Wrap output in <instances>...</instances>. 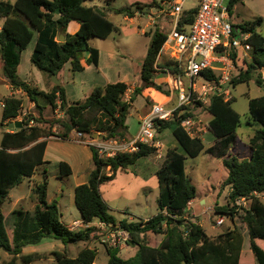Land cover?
Segmentation results:
<instances>
[{
  "label": "trees",
  "instance_id": "16d2710c",
  "mask_svg": "<svg viewBox=\"0 0 264 264\" xmlns=\"http://www.w3.org/2000/svg\"><path fill=\"white\" fill-rule=\"evenodd\" d=\"M94 0H15L13 3L0 0V59L2 75L12 90L21 91L34 104L37 118L25 117L21 120L22 127L3 131L0 140V251L10 256L0 264H31L34 261L47 259L43 253L23 255L22 250L28 246L38 245L43 239L61 241L63 244L87 243L96 239L94 222L106 225H118L129 234L128 247L136 248L135 254L124 260L118 256L119 250L106 246L107 264H242L241 252L243 245L242 233L234 227L238 210L243 211L242 222L247 228L250 240V250L256 263L264 264V250L258 246L259 240L264 241V205L260 197L264 195V95L248 100L250 119L260 128L249 139L250 156L240 159L232 153L236 141V130L240 126V115L232 108L235 99L225 100L221 96H211L207 105H200L211 116L205 128L215 140L205 148L200 137L191 138L181 128L180 121L187 115L175 118L173 121L161 122L158 132L171 129L172 135L185 155L177 149H168L165 159L155 172L158 187L156 215L146 220L129 221L127 218L116 220L102 199L100 187L115 180L119 171L126 172L139 160L150 157L156 152L152 146L139 144L132 153L120 152L114 156H101L98 150L90 147L92 152V169L88 181L74 188V205L80 214L83 225H89L82 230H71L60 221L56 201L48 202V175L44 161L47 140L55 137L59 141H72L75 132L82 135V140H92L93 133L102 135L103 142L117 140L128 141L126 119L137 96L145 90L161 91L153 77L158 72V60L167 40V34L155 29L146 57L139 66L141 85L135 87L129 101L125 100L128 85L124 82L109 83L97 86L82 101L68 104L65 90L60 85H53L48 93L37 92L18 77V66L21 53L27 49L35 38L30 63L40 73L51 78L62 71L69 63L74 73L82 72L86 66H98V50L89 45L91 38L105 40L114 31V24L106 14L96 7L86 3ZM111 1L107 0L109 6ZM241 0H231L228 5L229 16L233 7ZM126 7L114 10L115 14H123L128 18L136 13H142V8ZM194 10L185 11L179 22V30L191 25ZM71 22L79 24L78 30L70 35L66 32ZM262 18L240 25L239 28L249 34L247 43L250 45L249 58H241L242 66H238L240 57L233 53L235 66L239 75L231 81V87L248 84L254 80L262 88L264 83V34L257 31ZM60 35L63 42H58ZM89 53L82 64L78 54ZM178 72L177 63L173 62ZM164 71V69L162 70ZM261 72L254 79L255 72ZM165 73V71L163 72ZM211 79L212 73L204 74ZM43 99L56 113L60 111L65 119L46 122L42 120L45 106L39 104ZM22 100L13 96L4 99L1 111L0 125L16 120L21 113ZM47 124L44 128L41 124ZM59 126L56 134L51 129ZM204 154L208 159L214 158L222 162L227 171V177L222 183L230 192L228 199L232 206L216 208V214L229 218L232 224L226 231L210 237L201 225L183 218L191 201L196 198V189L191 184L185 169V160L194 159ZM43 168V179L34 185L37 203L33 212L15 210L14 226L6 227L7 216L1 206L7 200L10 192L24 179H32L38 169ZM72 171L66 162L58 164L59 177L71 176ZM241 198L249 199L247 208L235 206ZM149 235H161L157 246H152ZM97 252L86 248L77 257H68L65 253H51V264H94Z\"/></svg>",
  "mask_w": 264,
  "mask_h": 264
},
{
  "label": "rangeland",
  "instance_id": "374dc122",
  "mask_svg": "<svg viewBox=\"0 0 264 264\" xmlns=\"http://www.w3.org/2000/svg\"><path fill=\"white\" fill-rule=\"evenodd\" d=\"M4 1H9L13 3L15 0ZM106 1L107 0H95V3L98 6H110L114 9L130 7L132 8L131 11H134L135 9V7H131V5L137 4L140 8H142V12L145 11V16H137L133 23L125 21V15L123 14L118 15L107 12L106 15L108 20L114 24L117 30L114 31L105 40L98 38H91L89 40V45L91 47L102 52L103 57L101 71L108 70L107 74L108 72H110L111 77H114L110 78L108 74L107 79L110 82L116 81L115 79L117 76H119L120 78L127 76V80L129 81L128 89L130 91H127L125 100L129 101V98L133 95L134 88L139 87L141 85L137 72L139 69V65L146 57L154 30L158 29L159 31H161V27L163 26L165 28L163 32L168 34L171 31V25L160 18L154 23V26H145L146 24L151 23V17L157 14V11H160V9L158 8L161 6L163 0H114L111 1L109 6L106 4ZM195 3V0H186L183 5L184 10L191 9L195 5ZM227 3L228 1H225L224 5L226 6ZM146 14H149V16L151 17L148 18ZM258 17L262 18V22L257 27V31L261 34H264V0H241L234 6L230 14L231 21L237 25L252 21ZM76 26L77 24L74 22L69 27H67V29L69 28V30H72ZM142 30L145 31V35L142 34ZM34 44L35 38L27 47V49L21 53L20 64L18 66V77L22 81L28 83L31 88L37 90V92L48 93L51 91V88L54 85L51 82V78L40 73L30 63V57L34 48ZM110 56H113L115 58L112 62H109L107 60ZM173 57V52H171L170 50H164L161 54L160 59L158 60V72L154 75L153 80L155 84L161 87V91L157 92L154 89L145 90L143 94L141 96H137L134 102L132 103V108L130 109L129 115L126 119L128 141L136 137L139 130V124L141 123V120L148 115L152 105L159 103L162 104L166 109H172L177 104L176 95L171 94V91H169V81L171 78L166 72L163 73L164 71H169L170 73H173L171 72V70L176 69L173 66V62H175L173 60ZM238 66H242L241 54L240 60L238 61ZM1 68L2 62L0 59V102L4 101V99L11 96L15 98H20L22 100V109L20 116L16 120L21 121L25 117L27 118L29 116L37 118L38 115L34 104L28 99L25 93L21 91L16 93L12 89H10V85L2 75ZM163 69L164 71H162ZM259 74L262 73L259 71L255 72L254 79L259 76ZM60 78L63 83H66L63 84V88L66 89L65 91L68 92V98L66 99L68 104L81 101V99L85 97V95H87L89 91L88 89L90 88V85L92 83H102L101 81H104L100 79L102 78V76H100L99 78L95 71L85 73H74L69 70L68 67H65L63 69L60 74ZM261 81L264 83V73L263 79L261 78ZM229 92L231 93V97L235 99V102L232 104V108L240 115V126L236 130L237 138L235 143L233 144L232 153L234 155H237L240 159H248L250 156V149L248 145L249 139L253 136L255 131L260 128V126L254 123L249 117L248 100L249 98L263 96L264 86L260 88L255 84L254 80H252L248 84L243 83L237 85L235 88L231 87L229 89ZM39 104L41 106H45L42 115L43 122H56L65 119V116L62 112H53V110L47 105V103L43 99H39ZM189 110L198 112V117L202 120L204 126L211 119V116L206 112L203 107L196 105L193 108H189ZM1 111L2 109H0V117ZM58 114L60 117H58ZM6 124L7 122L4 123V125ZM4 125H0V140L2 132L5 130L7 131ZM41 126L44 128H48L47 124L42 123ZM58 128L59 126L57 124L51 129V132L56 134L58 132ZM209 134L212 135L211 133ZM202 135L203 133H201L199 137ZM50 138L53 139L55 137ZM73 138L74 134L72 137V141H58L62 144L77 145L78 143H75L73 141ZM85 141H89V139ZM156 141H158L162 145V157H158L159 154L157 152L150 156L152 158H156V164L154 165L153 171H157V169L161 166L165 159L166 151L168 149H177L180 154L185 155L183 150L179 147L178 143L174 139L171 129H163L161 132H158ZM52 142L56 141H51L50 143ZM106 142L98 140L94 144L103 145ZM124 142L120 144H124ZM205 143H207L206 140ZM63 150V148L51 146L48 153V157L46 159L48 162V164L45 166V170L47 171L48 175L47 200L48 202L56 201L60 221L69 226L71 230H82L84 229V227H76L72 224V222L76 220L81 221L80 214L73 203V189L77 186V182L80 181V175L79 173H73L71 176H68L66 178L61 179L59 177V160L57 159V157H60L59 155H62L64 153ZM91 169L92 163L89 162L86 169L84 170V173H89ZM140 169L145 171L146 166L141 164L139 165L137 170ZM185 169L187 175L189 176L191 184L196 189V198L194 199V204L191 208H188L184 212V216L186 217V219L192 222L194 221L195 223L201 225L207 235H209L210 237H214L226 231L228 228H231L232 224L229 221V218L227 217H224V222L222 226L218 227L215 224V221L217 219L223 217L216 214L215 209L225 207L227 205L232 206L228 199L230 190L228 187L222 186L223 181L227 177V171L222 166V162L214 158L208 159L207 156L201 154L200 156L194 159L187 157V159L185 160ZM42 179L43 168H40L32 177V179H24L18 186L11 190L7 200L1 206L2 212L5 213V215L7 216L6 227L8 230H11L14 226L15 216L12 215L13 211L22 210L24 212H33L34 207L37 203V197L34 192V185L36 183H40ZM120 182L123 183V180H121ZM105 186V192L108 190L111 191L109 192V194H114L113 201L116 200L114 202H109V206L112 209L110 214L116 220L124 218L123 211L125 210L134 215V220H138L141 217L151 218L152 216L157 214V181L156 187L152 190L150 188L149 191L146 188L141 190V188L136 185L130 186V194L126 199L115 197L117 196L116 194L119 190L120 185H116V183H107L105 184ZM260 199L262 204L264 205V195H261ZM135 202H143V205H137L135 204ZM145 202H147L148 205H145ZM237 207L242 208V206ZM242 215L243 211L238 210L234 221V227L239 230L243 235L241 260L242 264H254L256 263V261L254 255L250 250V240L248 237L247 228L241 220ZM98 224V222H94L92 227H95L97 230L99 226ZM104 237L105 232L98 230L96 233V239H93L87 243L79 242L69 243L65 245L58 240L43 239L38 245L25 247L22 250V254H46L47 259L34 261L31 264H51L53 262V257L51 256V253L54 251L65 253L68 257L75 258L82 250L90 248L95 249L97 252L94 264H107L108 255L106 253L105 246L107 244L102 242V239ZM149 238L151 245L157 246L161 241L162 236L149 235ZM257 242L258 246H260V248L264 250V241L259 240ZM118 250V256L124 260L132 257L136 252V248L132 247H126ZM0 258L2 261H7L10 259V256L0 251Z\"/></svg>",
  "mask_w": 264,
  "mask_h": 264
},
{
  "label": "built area",
  "instance_id": "2783aa9c",
  "mask_svg": "<svg viewBox=\"0 0 264 264\" xmlns=\"http://www.w3.org/2000/svg\"><path fill=\"white\" fill-rule=\"evenodd\" d=\"M228 1L226 6L224 2ZM231 0H195V5L189 9L194 10L193 22L184 30H179V22L184 10L186 0H163L155 15L150 21L151 25L158 19H163L171 25L164 46L173 52V60L177 63V73H169V91L177 97V104L172 109H166L162 104L152 105L149 113L139 125L136 137L130 141L119 142L109 140L103 145L94 144L97 139L83 141L82 135L75 132L73 141L94 147L101 156L111 157L116 153H132L138 149L139 144L152 146L161 157V144L156 141L159 123L173 121L187 115L180 121V126L191 138L199 137L206 131L198 112L189 110L196 105H207L211 96H221L230 100L231 81L239 75V67L234 64L233 53L241 58H249L251 50L247 43L249 34L234 28L230 23L228 5ZM161 32L165 28L161 27ZM164 33V32H163ZM163 46V47H164ZM212 73L215 77L208 79L204 74ZM11 89V88H10ZM16 93L19 91L13 90ZM199 106V105H198ZM4 101L0 102L3 109ZM57 113V112H56ZM58 117L59 114H58ZM255 196L261 195L254 193ZM250 200L241 198L235 205L247 208ZM224 217L215 221L216 226H222ZM76 227H88L78 221L72 223ZM98 230L105 232L102 242L108 247L123 249L128 247L129 234L118 225L98 224ZM104 236V235H103ZM102 236V237H103Z\"/></svg>",
  "mask_w": 264,
  "mask_h": 264
},
{
  "label": "crops",
  "instance_id": "0c3cea01",
  "mask_svg": "<svg viewBox=\"0 0 264 264\" xmlns=\"http://www.w3.org/2000/svg\"><path fill=\"white\" fill-rule=\"evenodd\" d=\"M87 6H92V7H96L97 9H99L100 11L104 12L105 14L108 12V13H114V10H117V9H114V8H111L110 6L109 7H102V6H98L96 5L95 3V0L94 1H89L86 3ZM234 8V7H233ZM144 12L143 11L142 13H136L134 15V17L132 18H128L126 16H124V20L127 21V22H130V23H133V21L135 20V18L137 16H145L144 15ZM115 14V13H114ZM140 14V15H139ZM146 16L149 18L151 16H149V14H146ZM107 17V15H106ZM108 19V18H107ZM231 20V19H230ZM74 23V22H71L69 24V26ZM77 24L76 27H74L72 30H69V28L66 30V32L70 35H73L79 28V24L77 22H75ZM235 24V23H234ZM237 25V24H236ZM68 26V27H69ZM146 27H150L151 26V23H148L145 25ZM116 28V27H115ZM142 34L145 35V31L142 30ZM164 50H168L165 46L163 47L162 51H161V54ZM169 51V50H168ZM161 54L159 56V59L161 57ZM89 57V53L87 52H82V53H79L78 54V59L79 61L83 64L85 62V60ZM102 52L98 50V66H93V65H89V66H86L85 69L82 71V72H77V73H85V72H90V71H95V73L97 74V76L100 78V76H102V78H100L101 80H104V81H101L102 83H92L90 85V88L88 89V93L87 95H85V97H83L81 99L84 100L89 94L90 92L92 91L93 88L97 87V86H105L109 83H115V82H124L126 83L127 85H129V81L127 80V76L123 77V78H120L119 76L116 77V81H112L110 82L107 77H108V74L110 76V78H114V77H111V74L110 72H108L107 74V71L108 70H103L101 71V64H102ZM115 58L113 56H110L107 60L109 62H112ZM140 66V65H139ZM65 67H68V69L70 70V64L67 63ZM63 68V69H64ZM62 69V71H63ZM95 69V70H94ZM61 71V72H62ZM61 72L57 75V80L60 82V86L63 87L64 85L63 84H66V83H63V81L61 80L60 78V74ZM168 75H169V71H165ZM102 73V74H101ZM139 73V69H138V72ZM139 76V75H138ZM108 80V81H107ZM95 82V81H94ZM101 84V85H100ZM67 86V85H65ZM66 90V89H64ZM128 91H130L128 89ZM65 96H66V99L68 98V92L65 91ZM171 98V97H170ZM171 100V99H169ZM140 125V124H139ZM210 132H208L207 130L203 132V135L200 136L205 148H208L210 147L213 143H214V136L213 135H210L209 134ZM205 140L207 143H205ZM51 141H56V142H52L50 143ZM81 145V144H80ZM79 144L77 145H67V144H62V143H59L58 139L56 138H49L47 140V146H46V149H45V153H44V161H47V157H48V153H49V150H50V147L51 146H55L57 148H63V154L62 155H59L60 157H57V159L59 160L58 161V164L60 162H64L66 161V163L70 166L71 168V171H72V174L75 173H79L80 175V181L77 182V186L79 185H83L85 183H87L88 181V176H89V173L87 172L86 174L84 173V170L86 169L87 165L89 162H91V157H92V152H91V149L89 146L87 145H84L82 144L80 146ZM162 157V152H161V155ZM156 158H152V157H148V158H145V159H142V160H139L134 166L130 167L126 172H121L119 171L116 175V178L115 180H113L112 184L116 183V185H120L119 186V190L117 192V196L115 197H118V198H121V199H126L128 197V195L130 194L129 192V188L130 186L132 185H136V186H139V188L144 189L146 188L148 191L152 189H154L156 187V181L157 179L155 178V172L156 171H153L154 169V165L156 164ZM63 160V161H61ZM144 165L146 166V170L143 171V170H137V168L139 167V165ZM150 169V170H149ZM159 169V168H158ZM157 169V170H158ZM71 174V175H72ZM123 180V183H121L120 181ZM150 183H151V186H150ZM106 186L105 185H102L100 187V192H101V195H102V199L103 201L106 203V205L108 206L109 208V212L112 211V209L110 208L109 206V202L113 201V195L112 194H109V192L111 191H106ZM108 194V195H106ZM117 199V198H116ZM116 201V200H114ZM113 201V202H114ZM73 203H74V189H73ZM146 204L145 205H148L147 202H145ZM135 204L137 205H143V202H135ZM194 204V200L191 201L188 205V208H191L192 205ZM75 206V205H74ZM147 207V206H145ZM187 208V209H188ZM186 211V210H185ZM184 211V212H185ZM123 214H124V218H127L129 221H132L134 220V215L130 212H128L127 210L123 211ZM122 218V219H124ZM149 217H146V218H142L141 219H148ZM183 218L186 219V217L183 215ZM120 219V220H122ZM80 223H82L81 221L79 220H76ZM119 221V220H118ZM194 222V221H193ZM73 223V222H72ZM66 225V224H65ZM67 226V225H66ZM69 228V226H67ZM70 229V228H69Z\"/></svg>",
  "mask_w": 264,
  "mask_h": 264
},
{
  "label": "water",
  "instance_id": "95a60500",
  "mask_svg": "<svg viewBox=\"0 0 264 264\" xmlns=\"http://www.w3.org/2000/svg\"><path fill=\"white\" fill-rule=\"evenodd\" d=\"M64 41V36L63 35H60L59 38H58V42H63ZM51 82L54 84V85H59L60 82L57 80L56 76H51ZM4 127L8 130H13V129H20L22 127L21 125V121H14V122H9L7 123L6 125H4ZM92 137L94 139H98V140H103V136L98 134V133H93L92 134Z\"/></svg>",
  "mask_w": 264,
  "mask_h": 264
}]
</instances>
